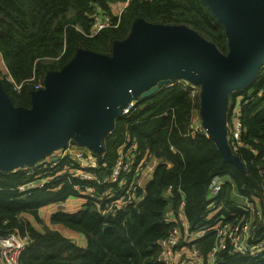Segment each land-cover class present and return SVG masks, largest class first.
<instances>
[{"label":"trees","instance_id":"1","mask_svg":"<svg viewBox=\"0 0 264 264\" xmlns=\"http://www.w3.org/2000/svg\"><path fill=\"white\" fill-rule=\"evenodd\" d=\"M125 1L0 0V59L13 81L3 73L0 82L12 104L30 107L34 85L47 72L61 69L78 48L110 54L112 44L128 36L137 18L190 27L222 54L228 52L225 28L204 0H127L121 14L113 15L112 9ZM98 10L108 14L112 24L89 35L93 30L90 16ZM13 83L21 84L19 91ZM238 98L242 139L259 157L264 156V64L246 86L229 93L226 121ZM193 103L189 85L176 80L146 98H137L125 114H119L102 139L101 152H92L99 163L95 171L108 173L122 150L133 171L124 173L119 181L95 185V196L74 190L78 178L67 181L63 177L22 193L17 186L28 178L24 169L0 170V236L17 230L30 237L21 264H158V240L176 222L180 201L189 228L205 231L195 244L206 253L217 221L206 208L210 177L225 176L249 196L260 192L264 184L258 173L264 164L247 149L239 155L245 172L223 161L213 139L195 129ZM150 158L157 160L150 180L144 188L135 184L130 196L128 180L137 181L136 173ZM230 191L226 184L214 198L216 208L227 218L237 210ZM69 197L79 198L83 204L75 211L55 210L50 222L82 233L85 247L48 227L40 231L22 216L27 213L39 219L40 207L62 204ZM219 256L226 264H264V255L250 258L221 251Z\"/></svg>","mask_w":264,"mask_h":264},{"label":"water","instance_id":"2","mask_svg":"<svg viewBox=\"0 0 264 264\" xmlns=\"http://www.w3.org/2000/svg\"><path fill=\"white\" fill-rule=\"evenodd\" d=\"M204 1L225 28L226 54L190 27L137 18L110 54L78 48L61 69L47 72L44 88L30 92V107L14 106L0 82V170L34 165L66 141L101 152L132 94L146 98L176 74L192 90L194 82L201 84L193 113L200 97L201 126L222 160L242 169L227 144L224 114L229 93L246 86L264 64V0ZM71 127L73 138L66 133Z\"/></svg>","mask_w":264,"mask_h":264},{"label":"built area","instance_id":"3","mask_svg":"<svg viewBox=\"0 0 264 264\" xmlns=\"http://www.w3.org/2000/svg\"><path fill=\"white\" fill-rule=\"evenodd\" d=\"M126 4L127 0L122 5H116V8L112 9L113 15L118 17ZM92 15H94L93 30L89 35H93L101 28L112 24L110 16L104 12L98 10L94 11ZM5 77L13 82L9 74L6 73ZM13 87L19 91L21 84L13 83ZM42 88H44V81L37 82L32 91ZM240 102L241 98L234 101L228 112L227 121L226 111L224 114L228 147L230 152L239 159L242 156V149H247L264 164V156L259 157L256 149L242 139L243 123L240 118ZM134 103L135 100H132L130 106L122 110L120 114H125ZM195 129L203 130L207 135L201 126V122L195 126ZM73 146L69 141H66L53 150V152L55 151L54 154L50 157L48 155L43 157L34 165L11 168V171L23 168L26 177H28L24 183L17 186V190L25 193L35 188H42L53 179L63 177L67 181H71L78 178L79 181L73 185L74 190L84 191L95 196V185H107L119 181L124 173L128 174L133 171V164L128 160L127 153L122 150L111 170L104 175H99L95 171L99 168L98 160L94 157H88L84 150L72 149ZM51 170H54L53 173L46 176L45 173L51 172ZM242 170L245 172L243 165ZM40 171L42 174H39ZM258 173L264 179V169L260 168ZM128 181L130 196H133L135 184L138 185V183L136 179ZM226 184L231 187V196L237 207L236 211L228 213L230 218H227L216 208L214 199L222 193ZM207 199L206 208L210 211L209 216L213 215L217 220L212 227L214 240L207 252L204 253L195 244L197 239L204 236L205 231L189 228L184 214L183 202L180 201L176 222L168 234L158 240V253L155 257L158 264H226L219 256L221 251L250 258H259L264 255V184L260 192L246 196L235 188L229 178L214 174L210 177L207 185ZM171 217L174 216L169 215V218ZM29 242L30 237L27 234H19L17 230L9 231L0 236V264H21V255Z\"/></svg>","mask_w":264,"mask_h":264},{"label":"crops","instance_id":"4","mask_svg":"<svg viewBox=\"0 0 264 264\" xmlns=\"http://www.w3.org/2000/svg\"><path fill=\"white\" fill-rule=\"evenodd\" d=\"M196 124V123H195ZM157 164V160L155 158H150L148 163L140 170V172L136 173L137 177V183L140 188H144L146 183L150 180L154 167ZM7 171V170H4ZM11 171V170H10ZM83 204V201H81L79 198H71L69 197L64 203L62 204H49L44 205L38 209V216L39 219L34 217L31 214L22 213L23 219L27 220L29 223H31L34 227H36L38 230L43 231L46 227H48L50 230H56L60 232L62 235H65L79 247H85L86 246V239L82 233L71 231L70 229H67L63 226L51 224L50 222V215L55 210H64V211H75L77 208H79ZM63 205V206H61ZM63 207V209L61 207ZM21 235L28 233H20Z\"/></svg>","mask_w":264,"mask_h":264},{"label":"rangeland","instance_id":"5","mask_svg":"<svg viewBox=\"0 0 264 264\" xmlns=\"http://www.w3.org/2000/svg\"><path fill=\"white\" fill-rule=\"evenodd\" d=\"M97 15H100V14L97 13ZM90 17L92 18V22L94 23V15H92ZM3 73H6V70H5V67L3 66V62L0 59V81H1V78L3 76L2 75ZM183 78H184L183 76L176 74V75H174V76L171 77L170 82L171 81H176V80L182 81ZM190 83H192V81H190ZM194 84L196 85V88H195L196 90H192L190 88V91L193 94H196L197 93V94L200 95L201 94V84L200 83H195V82H194ZM132 95H133V97H132L131 100H136L137 98H139V93H134ZM198 102L199 103H198V105L196 107V114L193 113L194 122L197 123V124H199V122H201V120H203L202 101H201L200 97H199V101ZM228 105H229V103L227 104V106ZM66 133H68L71 136V138L75 137V128L74 127L69 128ZM73 145L74 146H73L72 149H81V150H84L85 152H87V156L88 157H94L93 154H92V151H90L87 147L81 146V145H77L76 143L73 144ZM54 153H55V151L54 152L51 151L47 155H48V157H50ZM47 155H45L44 157H46Z\"/></svg>","mask_w":264,"mask_h":264}]
</instances>
